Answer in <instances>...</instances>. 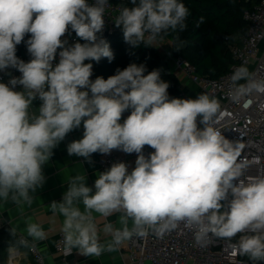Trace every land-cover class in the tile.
<instances>
[{"label": "clouds", "instance_id": "1", "mask_svg": "<svg viewBox=\"0 0 264 264\" xmlns=\"http://www.w3.org/2000/svg\"><path fill=\"white\" fill-rule=\"evenodd\" d=\"M129 2L113 22L134 48L187 27L190 10L182 0ZM108 7L109 0H0V72L10 77L0 82V200L31 204L53 149L83 125L82 138L67 145L69 156L91 162L94 153L120 150L137 158L131 171L125 162L113 163L92 187L83 175L71 177L62 200L51 202L52 212L64 218L66 252L99 257L133 235L151 230L162 236L183 223L200 245L210 236L232 240L239 234L238 254L264 262V176L241 179V146L215 126L218 101L204 93L170 97L160 70L147 72L144 64L91 79L93 64L85 61L114 59L103 38ZM73 32L77 39L70 43ZM22 42L27 62L16 55ZM231 79L246 81L235 86L233 99L264 90V78L253 79L244 65ZM37 99L38 114L30 112ZM146 145L154 150L147 156ZM94 213H119L120 227L106 222L101 228ZM26 232L33 242L47 238L37 223L28 222ZM101 232L110 241L102 242ZM20 243L29 246L26 239Z\"/></svg>", "mask_w": 264, "mask_h": 264}, {"label": "built area", "instance_id": "2", "mask_svg": "<svg viewBox=\"0 0 264 264\" xmlns=\"http://www.w3.org/2000/svg\"><path fill=\"white\" fill-rule=\"evenodd\" d=\"M251 1V0H248ZM252 7L246 9L243 18L247 22V33L240 44H230L229 50L237 61L232 70L219 77L210 78L198 73L196 66L181 57H174L169 50H164L165 58L172 59L176 68L182 70L189 82L199 87V92L215 98L220 104V110L215 116L216 127L223 135L240 144L238 162L246 165L244 176H264V90L245 93L239 99H233V91L236 85H244L245 80L232 81V75L241 65L249 68L253 79L264 78V48L261 44L264 40V0H253ZM121 7L109 1V7L105 13L104 34H111L115 27L113 20L116 18ZM76 37H70L69 42L76 41ZM83 42V41H80ZM25 62L31 57L29 54L17 55ZM58 62V61H57ZM55 63V62H54ZM92 63V61H85ZM12 76L21 74L15 69H9ZM93 64L92 80L96 78ZM9 76L0 72V82L7 83ZM21 89L17 86L15 90ZM180 98H192L195 96L181 91ZM129 115L128 111L122 114L121 123ZM145 156L154 151L147 145L143 149ZM136 160L137 154H130ZM122 162V157L116 153L105 154L99 165L108 169L113 163ZM135 164L129 168V171ZM1 223V220H0ZM26 238L20 237L21 240ZM239 239V234L232 240L210 236L206 244L200 245L195 242L194 233L181 223L176 229L165 232L162 236L156 235L151 230L148 236L139 237L133 235L129 240L118 246L126 250L128 261L126 264H255L247 256H241L234 248ZM27 240V239H26ZM28 241V240H27ZM28 249L40 264H44V258L38 247L29 242ZM56 252L63 258L73 254L65 251L63 234L60 233L56 245Z\"/></svg>", "mask_w": 264, "mask_h": 264}, {"label": "trees", "instance_id": "3", "mask_svg": "<svg viewBox=\"0 0 264 264\" xmlns=\"http://www.w3.org/2000/svg\"><path fill=\"white\" fill-rule=\"evenodd\" d=\"M109 1L121 8L131 6L129 0ZM182 2L190 10V15L185 21L187 27L183 31L169 33L163 37L171 42L172 55L188 60L196 66L202 76L219 78L229 73L237 63L229 46L240 44L245 38L248 26L243 13L253 6L254 2L252 0H182ZM73 36L74 32L70 37ZM27 38L26 36L25 39ZM105 39L110 44L114 59L111 62L107 58H101L99 63L92 61L96 76L107 79L115 74L117 68L122 70L131 63L144 64L147 72L159 69L161 79L170 85L168 88L170 97L180 98L178 79L170 71L167 59L160 55L155 46L152 44L146 46L143 43L135 48L130 46L124 41L121 28H116ZM178 45L181 46L176 50ZM25 54L27 49L22 42L17 46L16 55ZM128 113L130 114V110ZM16 238L8 226H0V264H5V252L16 243Z\"/></svg>", "mask_w": 264, "mask_h": 264}, {"label": "crops", "instance_id": "4", "mask_svg": "<svg viewBox=\"0 0 264 264\" xmlns=\"http://www.w3.org/2000/svg\"><path fill=\"white\" fill-rule=\"evenodd\" d=\"M253 1V0H252ZM248 9V8H247ZM164 55V50L171 49V42L167 39H159L152 44ZM264 48V40L261 44ZM165 58L164 56H162ZM167 59L169 62L170 71L173 72L179 82L180 91L187 92L192 96L197 97L201 93L199 87L192 84L187 79L182 70L176 68L172 59ZM249 70V68H248ZM22 90V89H19ZM18 90V91H19ZM40 101L37 99L33 102V107L30 112L38 114ZM83 125L80 128L74 129L68 133L63 141L53 149L51 159L43 165V174L46 178L42 187L32 193L33 200L31 204L21 201L19 204L13 203L11 200H0V226H8L17 236L16 243L12 246L15 248V254L10 256L9 248L5 252V264H40L36 257L30 253L27 246L19 242L20 237L26 238L29 242L35 244L39 252L44 258V264H126L128 254L126 250L117 248L115 251H105L99 257H85L78 253L77 249H73V254L66 259L56 252L55 245L57 238L62 233L63 216L59 213H53L50 204L53 201H61L63 193L67 190L68 183L71 177L75 175H83L86 177V183L89 187L94 185L97 174L105 171L99 165V160L105 155L94 153L91 157V162H86L84 158L75 155L69 156L67 153V145L82 138ZM111 153L119 154L122 157V162H125L130 168L135 164V160L130 154H126L120 150H112ZM83 211V205H80ZM96 218V223L102 228L106 222H112L115 227H120L117 223L119 213L108 218H103L99 214H93ZM37 223L41 225L46 233L47 238L42 241L33 242L31 237L27 236V223ZM131 227V221H129ZM102 242H108L111 236L103 232L100 233Z\"/></svg>", "mask_w": 264, "mask_h": 264}, {"label": "water", "instance_id": "5", "mask_svg": "<svg viewBox=\"0 0 264 264\" xmlns=\"http://www.w3.org/2000/svg\"><path fill=\"white\" fill-rule=\"evenodd\" d=\"M106 37H108V34H107V33H106V34H104L103 38L105 39Z\"/></svg>", "mask_w": 264, "mask_h": 264}]
</instances>
